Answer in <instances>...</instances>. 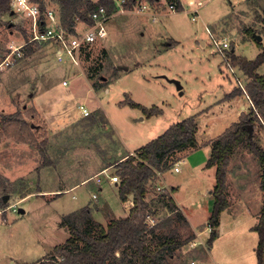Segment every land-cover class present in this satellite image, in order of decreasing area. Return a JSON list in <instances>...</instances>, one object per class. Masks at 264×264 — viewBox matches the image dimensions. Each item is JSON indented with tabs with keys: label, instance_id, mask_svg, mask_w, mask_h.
I'll list each match as a JSON object with an SVG mask.
<instances>
[{
	"label": "rangeland",
	"instance_id": "374dc122",
	"mask_svg": "<svg viewBox=\"0 0 264 264\" xmlns=\"http://www.w3.org/2000/svg\"><path fill=\"white\" fill-rule=\"evenodd\" d=\"M143 1L150 6L149 13L131 11L115 14L108 25L109 39L83 47L77 56L78 65L68 57L66 62H58L56 45L28 43V25L22 21H17V24L12 11L3 16L0 63L9 53L10 45L26 43V46L24 56L1 72L0 79V264H33L51 258L54 248L65 244L70 235L61 226L63 219L84 205L93 203V207L90 206L94 213L92 217L104 226L116 217L110 214L107 207L97 210V202L109 205L116 216L124 215L118 189L121 180L116 187L110 184L108 175H118L117 164L129 154L127 149L145 146L155 138L149 141L154 137V130L149 133L146 122H133V116L145 115L142 110L128 108L129 105L122 108L116 104L127 97V100L148 109L160 107L164 115L159 119L168 124L192 117L219 102L234 84L241 90V83L247 91L252 79L249 76L246 78L231 58L230 64L234 68L228 67V62L223 61L213 45L208 29L219 39H230L229 57L235 50L238 58L257 60L261 50L255 36H249L247 30L253 28L255 35L264 37V0H194L205 3L196 22L190 15L193 8L188 4L189 0L180 1L184 8L178 9L179 13H171L166 0ZM43 3L45 9H52L61 16L57 1L43 0ZM233 3L236 5L233 6ZM37 4L41 6L40 2ZM229 5L233 6L232 10ZM79 29L84 31L85 26L79 25ZM166 37L179 40L181 46L157 53V50H162L161 43H167L163 40ZM201 38L207 43L206 48L198 47L197 41ZM139 59H147L150 67L139 74L121 73L120 81L109 85L122 66L134 69ZM257 73L264 76V63ZM172 79H176L184 89L178 90L177 84L168 82ZM64 81L70 82L67 90L76 96L75 100L69 99L68 112L78 116V121L53 135L39 117L41 114L32 98L39 90H48ZM108 87L109 92L106 91ZM64 93L63 87L54 92L48 91L42 94L41 101L48 111L51 108L50 111L59 115L65 109L59 97ZM227 96L225 99H230ZM238 100L246 106L244 97ZM54 102L56 106L52 107ZM78 103L88 109L90 117L82 119L85 115ZM98 113L100 118H96ZM107 116L115 125L104 129L101 124ZM237 121L236 114L222 107L199 122L204 128L202 132L207 131L210 138L222 134ZM22 122H26V129L20 126ZM254 132V141L264 151L263 121L256 123ZM29 134L33 137L29 138ZM108 154H114V158ZM177 164L175 160L154 181L166 185L165 175ZM107 167L108 174H102V182L97 184L95 177ZM181 168L182 173L176 174L174 181L179 185V195L189 202V212H183L184 219L176 217V213L171 214V206L164 208L165 203L161 204L156 191L149 194V201L160 202L161 208L157 213L159 224L173 218L172 222L157 230V236L166 237L175 233L176 240L183 243L181 249L168 260L169 264H213L214 261L259 264V235L253 228L259 222V212L264 205V164L260 158L244 147L232 155L227 195L233 213L226 210L221 214L220 230L213 244H209L212 230L208 226L214 207L210 191L216 178L209 179L205 175L201 178L196 172L189 174L185 182L184 163ZM91 178L94 180L75 191L61 196L52 192ZM166 187L169 197L174 200L172 188ZM73 195L77 198L74 199ZM93 195L99 199L94 200ZM5 197L8 198L6 201ZM20 209L25 213H21ZM185 216L192 220L196 229L189 225Z\"/></svg>",
	"mask_w": 264,
	"mask_h": 264
},
{
	"label": "trees",
	"instance_id": "16d2710c",
	"mask_svg": "<svg viewBox=\"0 0 264 264\" xmlns=\"http://www.w3.org/2000/svg\"><path fill=\"white\" fill-rule=\"evenodd\" d=\"M41 3L43 0H32ZM61 7V18L65 28L74 32L77 20L92 24L89 18L91 11L99 4L107 7L109 12L115 11L112 0H55ZM155 2L157 0H147ZM177 3L181 9L180 0H167ZM11 0H0V27L4 25L3 16L10 13ZM264 23V20H263ZM256 30L249 28L247 34L254 37ZM261 48L257 60L248 61L238 58L231 53L232 63L249 76L252 81L247 85V93L253 102L249 114H242L239 122L233 123L222 135L211 142V156L207 167H216V185L213 189L214 207L210 216L212 229L209 244L217 238L221 214L229 208L227 195L228 169L232 155L241 147L247 148L257 155L264 164V151L254 141L256 123L264 122V77L257 73V69L264 63V46ZM32 48L29 49L30 52ZM243 90H234L227 97L233 98L242 94ZM124 105L140 109L147 117L161 114L158 107L147 109L140 104L125 100ZM23 129L27 128L22 122ZM29 129V128H28ZM30 131V130H29ZM25 133V132H23ZM197 123L195 116L189 117L171 125L164 134L141 147L136 155H130L117 164V174L121 179L119 195L122 201L134 197V206L130 214L124 218H112L107 226L95 221L89 207L66 216L61 226L70 233L65 244L54 248V255L33 264H169L168 260L183 246L176 240L175 233L166 237H158L157 230L166 226L173 218L163 221L155 227L145 225V215L153 210L146 201L148 194L155 191L148 187L151 179L169 169L175 162L178 153L197 145ZM33 135L29 134V138ZM24 140V139H23ZM33 140V139H32ZM171 164V165H170ZM264 190V181L262 184ZM167 205L172 198L167 194L158 193ZM176 217L183 218L182 212H176ZM259 235L257 253L259 264L263 262L264 254V205L260 213L259 222L253 228Z\"/></svg>",
	"mask_w": 264,
	"mask_h": 264
},
{
	"label": "crops",
	"instance_id": "0c3cea01",
	"mask_svg": "<svg viewBox=\"0 0 264 264\" xmlns=\"http://www.w3.org/2000/svg\"><path fill=\"white\" fill-rule=\"evenodd\" d=\"M167 1V0H166ZM181 1V0H180ZM194 0H189L188 1V4L190 2H193ZM231 4V3H230ZM233 6L236 5V3L232 4ZM232 5H229L230 9L232 10ZM182 9V7H181ZM147 12V11H146ZM146 12H142L140 14H145ZM181 12V11H179ZM177 12V13H179ZM149 13V11L147 12ZM190 14V13H189ZM172 15V14H170ZM169 15V16H170ZM175 15V14H173ZM192 16V14H190ZM154 16V15H153ZM200 16V15H199ZM159 17V16H158ZM156 18V17H155ZM198 20V19H197ZM196 20V21H197ZM222 20V19H221ZM193 21V19H192ZM194 21V22H196ZM213 28V26L211 27ZM255 35V34H254ZM109 36H110V33H109ZM262 37V41H263V36ZM109 39V37H108ZM107 39V40H108ZM106 40V41H107ZM163 40H167V43H161L162 47L161 49L162 50H157L156 52L157 53H163V52H168V51H171L175 48H179L181 46V42L179 40H176L175 38L173 37H166L164 38ZM256 44L258 45L259 43H262L259 42L256 38ZM197 44H198V47L200 48H206L207 46V43L205 42V40H203L202 38L199 39L197 41ZM200 44V46H199ZM263 45V44H262ZM166 46V47H165ZM264 46V45H263ZM259 47V45H258ZM164 48V49H163ZM259 49L261 50V48L259 47ZM235 52V50H234ZM236 53V52H235ZM261 53V52H260ZM71 61V60H70ZM66 62V61H64ZM72 62V61H71ZM62 63V62H61ZM73 63V62H72ZM131 66H122V68H120L119 70V73L118 75L116 76V78H114L111 82H110V86L114 85V84H117L122 75H120L121 73H125V74H139L140 71L144 70V69H148V67H150V62L147 60V59H144V60H138L136 62V67L134 69H131L129 68ZM260 68V67H259ZM259 68L257 69V71L259 70ZM56 69V68H55ZM123 69V70H122ZM121 70L123 72H121ZM242 71V70H241ZM50 72V71H49ZM57 72V69L55 70L54 73ZM220 72L223 73V70L220 69ZM243 72V71H242ZM243 74L246 76V78L248 77L244 72ZM262 76V75H260ZM161 77H165V76H161ZM264 77V76H263ZM154 78V77H152ZM151 78V79H152ZM156 78V77H155ZM166 78V77H165ZM177 79V78H176ZM176 79H172V80H168L169 83H172L175 85L174 83V80ZM147 81H150V79H145ZM234 84V87L230 90V92H227L225 93V96L219 101V102H216L215 104H212L211 106H209L208 108H205L203 110H201L200 112H197L194 116L196 118V123H197V133H196V139H197V145L195 147H192V148H189L187 149L186 151H183V152H180L177 154V158H176V162H178V167H179V171L176 172L175 171V168L172 169V171L168 174V175H165V183L166 185L169 187V188H172L173 190V196H174V200H172L171 204L170 205H167L164 201H162V199H160L161 201V204H164L165 203V207L164 208H168V206L172 207L170 210H171V214H175L176 212H189V202L188 200H186L185 197L183 196H180L179 195V191L178 190V186L177 183H175L174 181V177L176 174H181L182 173V168H181V164L184 163L185 164V169H186V172H185V175L183 177L184 181L186 182V180L188 179V175L189 174H192V173H196L198 172L200 177L201 178H204V175L208 178L209 176V179L210 178H213V176H215L216 178V167H211V168H208L207 167V163H208V160L211 156V142L214 141L216 138H218L220 135H222L229 127H227L225 129V131L220 134V135H214L213 137H208L207 136V131H203L204 128L200 127V120L207 117V116H212L214 115L215 111H219L222 109V107L224 108H227L228 110H231L234 114H236V117L238 118V121H239V117L243 114V113H246L248 114L249 112H251L252 108H253V104L252 102L249 100L248 96L246 93H242V94H239L237 95L235 98H230V99H225V97L227 95H229L230 93H232L234 90H238L239 87L238 85ZM70 86V82L67 86L63 85V82L58 84V85H54V86H51L49 87L48 90H39V92L37 93V95H35L32 100L35 104V108L36 110L38 111L39 114H41V117L44 121V124L47 128V130L51 133L53 132V135L57 134V133H60L61 131H63L66 127L70 126V125H75V123H77L78 121V116H74L72 115L70 112H68V104H70L69 102V99L71 100L72 98L75 100L76 96L73 94H71V91L67 90V88ZM63 87L64 90L66 91V93H64L63 95H60V100L63 102V104H65V109L61 112V114H56V112H52L50 111L51 108H49V111L45 108V104L44 102L41 101V97H42V94H47V92L49 91H56V89L58 88H61ZM184 89V86H182L181 90ZM180 90V89H178ZM242 90V89H241ZM96 91V90H95ZM107 92H109V87L108 89H106ZM46 92V93H44ZM96 93H98L96 91ZM181 95L184 94V90L183 92L180 93ZM245 99L246 101V106L243 104V102L239 101L238 99L239 98H243ZM127 98V97H126ZM125 98V100H126ZM130 98V97H128ZM125 100H122L120 103L116 104L117 106H120L122 108H127V106H125L122 102H124ZM238 103V104H237ZM53 106H56V103H52ZM79 105H82L81 103H78ZM141 105V104H140ZM216 105H220V106H216ZM84 106V105H83ZM233 107V108H232ZM128 108H131V107H128ZM148 109V107H145ZM160 110H161V114L159 115H155V116H152V117H147L146 115H143V116H133V122H139L141 124H143L144 122H146L148 124V129L147 131L150 133L152 131L150 130H154L152 133H153V138L149 139L152 140L156 137H159L160 135L164 134L165 131L173 124H176L178 123V121H175V122H170L168 124H166L165 120H162V119H159V117H162V115H164V110L160 107H158ZM232 108V109H231ZM134 109V108H132ZM68 112V113H67ZM99 113L97 114L96 118H100V116H98ZM83 118L82 119H85V118H88L90 117L89 116H82ZM94 118V119H96ZM237 121V122H238ZM107 122V123H106ZM180 122V121H179ZM130 123V121H129ZM145 124V125H147ZM115 124L111 121V119L108 118V116L106 117V121L103 120V123L101 124V126L105 127L104 129H108V127H112L114 126ZM147 132V134H148ZM147 139V140H148ZM124 140V139H123ZM146 142V141H145ZM148 142V141H147ZM146 142V143H147ZM125 145L127 144L126 141L124 142ZM143 145H141L139 148H136V149H125L126 152H129V154H127L126 156H124L123 158L120 159V161H123L125 160L128 156L130 155H136L137 152L139 151V149L142 147ZM109 157H111L112 159L114 158V154H108ZM198 160V162L196 161ZM120 161H117V162H120ZM111 167V166H109ZM107 167V168H109ZM166 172V171H164ZM164 172H161V174H163ZM101 173V172H100ZM169 176L171 178H169ZM100 177V176H99ZM97 178V176L95 177V179ZM91 180H94V178H91V179H85V180H81L79 181L78 183L74 184V185H70V187H68L67 185L63 186V187H60V188H56L54 189L52 192L54 194H59V196L63 195L64 193L68 192V191H75L76 189H79L80 187L84 186L85 184H88L89 181ZM98 180V178H97ZM96 180V181H97ZM216 179H214V184L212 185L213 189L216 185ZM174 181V182H173ZM102 182V181H101ZM110 182V181H109ZM97 184H100L99 182H96ZM110 184L114 185L113 183L110 182ZM115 186L117 187V185L115 184ZM205 188V186L203 187ZM119 189V188H118ZM213 189L210 191V194L212 195V192H213ZM100 190H102V188H100ZM152 192V191H151ZM151 192L149 194H151ZM228 193V191H227ZM61 194V195H60ZM149 194L146 198V201L147 203L149 204L150 207H152L157 213H159L158 209H160L161 207H159V203L160 202H155V201H149ZM58 196V195H57ZM58 196V197H59ZM120 196V195H119ZM178 197V198H177ZM213 197V196H212ZM57 197H55L56 199ZM73 198L76 199L77 196L76 195H73ZM93 199L94 200H98V196L96 195H93ZM129 200V202H128ZM127 201H122L121 198H120V201H121V205H122V208L125 210V213L123 216H116V214L113 213V210L111 209V207L109 205H106V204H103V203H100V202H97L96 203V208L97 210L98 209H101L103 207H107V209L110 210V214H112L113 216H115L116 218H124V217H127L129 214H130V210L133 208V204H132V201H134V197L133 196H130L129 199ZM128 202V203H127ZM93 203H90L89 205H84L83 207L79 208L78 210L76 211H73V212H77L83 208H91L93 207L92 206ZM214 204V203H213ZM153 205V206H152ZM91 206V207H90ZM92 209V208H91ZM213 210V209H212ZM227 211L229 213H233V209H231V206H230V203H229V208L227 209ZM71 212V213H73ZM94 212V211H93ZM225 212V211H224ZM69 213V214H71ZM212 213V212H211ZM67 214V215H69ZM94 213H92L93 215ZM185 215V214H184ZM259 215H260V212H259ZM95 217V216H94ZM187 217V216H185ZM257 217H259L257 215ZM187 221L189 223L190 226H192L193 228H195V225H193L192 223V220H190L188 217H187ZM220 221H221V217H220ZM221 224V222H220ZM64 228V227H63ZM66 230V228H64ZM196 229V228H195ZM218 230H220V226L218 228ZM217 230V231H218ZM69 233L68 230H66ZM70 238V235L69 237L67 238V240ZM66 240V241H67ZM259 242V240H258ZM221 263L217 262V261H214L213 264H224L222 263L223 261H220ZM211 263V262H210ZM212 264V263H211Z\"/></svg>",
	"mask_w": 264,
	"mask_h": 264
},
{
	"label": "built area",
	"instance_id": "2783aa9c",
	"mask_svg": "<svg viewBox=\"0 0 264 264\" xmlns=\"http://www.w3.org/2000/svg\"><path fill=\"white\" fill-rule=\"evenodd\" d=\"M100 0H98L99 2ZM211 1V0H208ZM97 2V3H98ZM115 11L109 12L107 7L103 4H99L98 7L91 11L89 18L92 24H87L77 20V25L74 27V32L68 31L63 22L61 16L58 15L52 9L42 10L40 5L33 2L32 0H12L11 11L17 21L26 22L28 25V31L30 32V38L28 43L36 44H52L58 47L56 51V58L58 62H64L68 57L73 64L78 65L77 56L83 47L94 44L96 42L106 41L109 37V23L111 19L118 13L126 12H146L149 11L150 6L143 0H112ZM160 2V0L158 1ZM169 10L171 13H177L179 5L175 3H169ZM181 4V2H180ZM204 1L190 2L189 5L193 8L190 13L192 14L193 21L199 18L200 9L204 6ZM152 6V5H151ZM182 6V4H181ZM183 7V6H182ZM184 8V7H183ZM184 11V9H183ZM79 25L85 26V30L81 31ZM208 33L211 37L213 45L216 47L218 54L220 53L224 58L223 61L228 62L229 68H234L230 64L229 52L231 51V43L229 38L219 39L208 29ZM26 43L16 46L10 45L9 53L0 63V79L1 72L15 65V63L24 56ZM233 70V69H231ZM68 81H64L63 85L67 86ZM242 90L248 95L244 86L240 83ZM248 98L250 99L249 95ZM251 101V99H250ZM253 104V103H252ZM85 116L90 115L88 109L85 106L79 105ZM178 165V164H177ZM109 168L104 169L98 176V182L101 183L99 176L107 175ZM175 171H179V167L175 168ZM160 175V174H159ZM158 175V176H159ZM109 181L113 184L118 185L120 177L118 175H108ZM155 179H151L148 183V187L154 188L157 193L167 194L168 190L166 185L161 184L159 181L155 182ZM121 183V182H120ZM169 197V193L167 195ZM134 206V201H132ZM160 222L157 212L153 209L148 211L145 215L144 223L147 227L152 228L158 225ZM211 231V226H208Z\"/></svg>",
	"mask_w": 264,
	"mask_h": 264
},
{
	"label": "water",
	"instance_id": "95a60500",
	"mask_svg": "<svg viewBox=\"0 0 264 264\" xmlns=\"http://www.w3.org/2000/svg\"><path fill=\"white\" fill-rule=\"evenodd\" d=\"M254 36H255V38H256L259 42L262 41V37H261V36H259V35H254ZM174 83L177 84L178 89L181 90L182 87H181L180 83H179L177 80H174ZM7 199H8L7 197L4 198L5 201H6ZM20 212H21V213H25V211L22 210V209H20Z\"/></svg>",
	"mask_w": 264,
	"mask_h": 264
}]
</instances>
